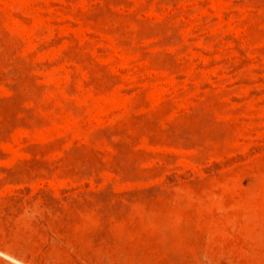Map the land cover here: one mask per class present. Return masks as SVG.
I'll return each instance as SVG.
<instances>
[{"label":"rangeland","instance_id":"374dc122","mask_svg":"<svg viewBox=\"0 0 264 264\" xmlns=\"http://www.w3.org/2000/svg\"><path fill=\"white\" fill-rule=\"evenodd\" d=\"M0 264H264V0H0Z\"/></svg>","mask_w":264,"mask_h":264}]
</instances>
